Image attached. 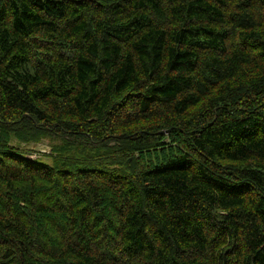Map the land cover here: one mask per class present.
Masks as SVG:
<instances>
[{"label": "trees", "instance_id": "1", "mask_svg": "<svg viewBox=\"0 0 264 264\" xmlns=\"http://www.w3.org/2000/svg\"><path fill=\"white\" fill-rule=\"evenodd\" d=\"M0 264H264V0H0Z\"/></svg>", "mask_w": 264, "mask_h": 264}, {"label": "rangeland", "instance_id": "2", "mask_svg": "<svg viewBox=\"0 0 264 264\" xmlns=\"http://www.w3.org/2000/svg\"><path fill=\"white\" fill-rule=\"evenodd\" d=\"M24 146L26 147V149L29 148V149H32L33 151L37 150L38 152H42V153L44 151H49L50 150V146L48 145L47 142H41V143H38V144L31 143L30 145H24Z\"/></svg>", "mask_w": 264, "mask_h": 264}]
</instances>
